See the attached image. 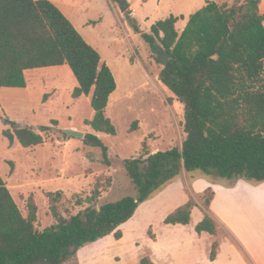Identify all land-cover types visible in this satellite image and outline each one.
<instances>
[{
	"label": "trees",
	"instance_id": "obj_1",
	"mask_svg": "<svg viewBox=\"0 0 264 264\" xmlns=\"http://www.w3.org/2000/svg\"><path fill=\"white\" fill-rule=\"evenodd\" d=\"M262 0H234L232 5L207 0L189 17L179 33L176 24L184 17L171 16L156 22L150 33L133 30L159 56L169 55L159 73L160 82L184 106L185 140L181 147L151 153L144 143L138 157L123 161L135 194L117 202L99 205L102 194L113 186L112 177L97 178L91 194L77 198L84 207L76 215L61 213V192L50 193L55 224L39 231L37 207L29 203L24 217L0 174V264H65L79 250L113 235L123 238L120 227L133 219L138 208L163 191L182 172L204 173L220 180L264 182V14ZM159 61V59H157ZM68 66L76 80L73 98L89 97L94 111L86 124L97 133L116 135L106 116L117 82L100 53L90 45L61 9L50 0H0V92L4 88L25 89L26 72ZM3 136L23 148L44 143L38 133L8 117ZM53 125L58 121L53 120ZM137 122L131 132L137 130ZM66 134V133H65ZM67 135V134H66ZM86 146L100 148L103 162L111 166L109 148L96 134L88 133ZM229 182V183H230ZM189 201L169 214L165 225H189L199 207L186 188ZM213 188L201 196L204 219L196 226L201 235H217V224L209 214ZM150 235V234H149ZM151 236V235H150ZM155 240L156 236H151ZM214 242L210 259L217 256ZM140 264H156L144 257Z\"/></svg>",
	"mask_w": 264,
	"mask_h": 264
},
{
	"label": "rangeland",
	"instance_id": "obj_2",
	"mask_svg": "<svg viewBox=\"0 0 264 264\" xmlns=\"http://www.w3.org/2000/svg\"><path fill=\"white\" fill-rule=\"evenodd\" d=\"M50 1L69 18L113 72L117 89L110 97L106 116L114 124L116 135L97 133L86 124L94 116L91 95L73 98L78 83L68 66L29 70L26 72L25 89L1 90L0 174L24 217L29 214V203L36 205L38 220L35 225L39 231L55 224L48 196L50 193L61 192L57 206L63 215L66 216L67 211L76 215L84 208L74 206L76 199L88 197L97 178L106 176L112 177L113 186L102 194L99 205L117 202L135 194L134 186L124 171V160L138 157L144 143L151 153L182 146L186 138L184 106L160 82L159 73L163 66L157 61L159 56L141 34L133 30L130 20L137 23L141 33H150L156 22L171 16H183L184 20L176 24L177 31L181 33L189 17L207 0H127L130 8L125 13L119 0ZM209 1L232 5L234 0ZM262 2L264 14V0ZM5 117L22 126L35 127L38 133V128L42 126L52 127L53 130L42 133V145L23 148L16 139L10 144L3 136V131L9 129L3 122ZM53 120L58 121L57 126L52 124ZM135 122L138 129L131 132ZM67 130L85 135L93 133L101 138L109 148L111 166L103 162L100 148L88 147L83 139L69 137L65 134ZM181 177L184 192L186 188L190 191L201 210L202 195L194 194L192 180L203 177L213 183L230 182L212 175L205 176L199 171H183ZM172 197L178 203L183 195L177 189ZM165 212L161 204L147 212L140 213L138 209L130 224L125 226V232L130 236L129 243L138 252L135 253L137 257L150 254L151 236L162 232ZM223 233L229 236L226 230ZM105 239L82 248L75 258L65 264H122L130 249L118 251L122 243L115 242L107 252L102 253L105 251L102 242ZM112 239L116 240L114 236Z\"/></svg>",
	"mask_w": 264,
	"mask_h": 264
},
{
	"label": "crops",
	"instance_id": "obj_3",
	"mask_svg": "<svg viewBox=\"0 0 264 264\" xmlns=\"http://www.w3.org/2000/svg\"><path fill=\"white\" fill-rule=\"evenodd\" d=\"M181 178H176L163 192L143 203L138 208L140 213L150 211L153 206L161 204L166 210L162 216V220H165L169 214L185 205L189 197L184 192ZM210 187L215 192L209 214L217 224L216 236L207 232L199 235L196 232V226L205 217L200 207H196L192 211L189 225L164 224L161 233L155 232L156 239L149 242L150 254L139 257L135 255L138 252L129 243L130 236L124 229L129 222L120 227L124 233L121 240H113L111 235L102 241L105 249L102 253L107 252L115 242H120L122 246L118 251L130 249L122 264H140L145 256L156 264H264V182L256 184L239 180L236 183H213L203 177L192 180V191L198 196ZM177 189L183 195L178 203L172 197ZM223 230H226L229 236H225ZM214 242L219 243V248L216 259L212 261L210 255Z\"/></svg>",
	"mask_w": 264,
	"mask_h": 264
},
{
	"label": "water",
	"instance_id": "obj_4",
	"mask_svg": "<svg viewBox=\"0 0 264 264\" xmlns=\"http://www.w3.org/2000/svg\"><path fill=\"white\" fill-rule=\"evenodd\" d=\"M119 2H120V5L122 7V12L125 13L130 8V5H129L128 1L127 0H119ZM158 59H159V62L161 63V65L164 67L167 64L168 60H169V55L166 52H162V53L159 54V58ZM65 133L69 137H75V138H78V139H84L85 138V134L81 133V132H78V131L67 130Z\"/></svg>",
	"mask_w": 264,
	"mask_h": 264
}]
</instances>
